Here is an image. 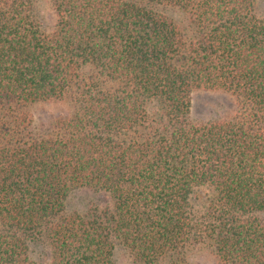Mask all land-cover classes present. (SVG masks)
<instances>
[{"label":"trees","instance_id":"trees-1","mask_svg":"<svg viewBox=\"0 0 264 264\" xmlns=\"http://www.w3.org/2000/svg\"><path fill=\"white\" fill-rule=\"evenodd\" d=\"M258 1L0 0V264H264ZM198 91L231 113L192 120ZM53 101L71 111L36 131Z\"/></svg>","mask_w":264,"mask_h":264},{"label":"rangeland","instance_id":"rangeland-1","mask_svg":"<svg viewBox=\"0 0 264 264\" xmlns=\"http://www.w3.org/2000/svg\"><path fill=\"white\" fill-rule=\"evenodd\" d=\"M38 11L43 16L47 26L53 22V16L50 7L43 1L37 5ZM166 15L173 18L177 23L185 22V16L176 10L167 9ZM256 12L260 19L264 20V0H259L256 5ZM231 100L228 96L215 92H195L192 97L191 118L197 122H207L210 120L222 118L231 113ZM156 107L153 109L155 112ZM30 113L34 128L41 132L50 127L55 119L67 115L71 107L67 102H43L31 105L27 108ZM97 196L86 190H76L69 196L66 204L68 214L85 213ZM264 220V214L260 216ZM34 252V247H32ZM115 264H134L133 258L126 248L118 246L114 255ZM189 264H218L214 255L209 249L195 248L189 254Z\"/></svg>","mask_w":264,"mask_h":264}]
</instances>
